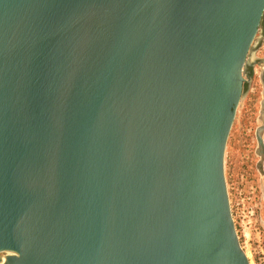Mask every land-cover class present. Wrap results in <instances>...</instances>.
Returning <instances> with one entry per match:
<instances>
[{"label":"water","instance_id":"95a60500","mask_svg":"<svg viewBox=\"0 0 264 264\" xmlns=\"http://www.w3.org/2000/svg\"><path fill=\"white\" fill-rule=\"evenodd\" d=\"M263 16L0 0L3 264H250L224 163Z\"/></svg>","mask_w":264,"mask_h":264},{"label":"rangeland","instance_id":"374dc122","mask_svg":"<svg viewBox=\"0 0 264 264\" xmlns=\"http://www.w3.org/2000/svg\"><path fill=\"white\" fill-rule=\"evenodd\" d=\"M247 60L252 65L244 71L245 93L227 142L224 170L240 245L250 264H264V148L261 151L258 140V132L263 128L264 145L263 25Z\"/></svg>","mask_w":264,"mask_h":264},{"label":"bare ground","instance_id":"6f19581e","mask_svg":"<svg viewBox=\"0 0 264 264\" xmlns=\"http://www.w3.org/2000/svg\"><path fill=\"white\" fill-rule=\"evenodd\" d=\"M260 153L261 152L259 151V154ZM261 185H263V184L261 183ZM262 187H263L262 189H264V185ZM4 257H6V253H3L2 257L0 258V264H3L4 263V261L2 260V258H4Z\"/></svg>","mask_w":264,"mask_h":264},{"label":"flooded vegetation","instance_id":"af4514ba","mask_svg":"<svg viewBox=\"0 0 264 264\" xmlns=\"http://www.w3.org/2000/svg\"><path fill=\"white\" fill-rule=\"evenodd\" d=\"M261 25H263V27H264V16H263V19H262Z\"/></svg>","mask_w":264,"mask_h":264}]
</instances>
